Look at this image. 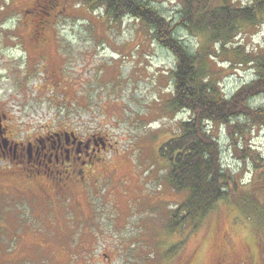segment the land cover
Returning <instances> with one entry per match:
<instances>
[{"label":"rangeland","instance_id":"obj_1","mask_svg":"<svg viewBox=\"0 0 264 264\" xmlns=\"http://www.w3.org/2000/svg\"><path fill=\"white\" fill-rule=\"evenodd\" d=\"M32 1L0 0V113L16 128L7 135L66 124L102 137L106 160L91 175L100 178L99 189L83 188L73 177L79 185L64 184L48 191L51 196L1 161L0 264H216L223 258L222 264H264L258 244L264 227L231 204H219L194 227L185 221L182 229L170 228L177 229L176 205L187 195L166 181L156 149L193 114L161 108L171 98L173 52L131 16L111 23L103 9L61 0L43 5L41 17ZM148 2L169 19L182 6L180 0ZM244 28L227 49L263 51L264 23ZM180 35L191 51L199 48L195 35L184 29ZM208 64L224 93L256 77L250 64L223 68L210 57ZM252 101L263 103L264 94ZM251 128L250 142L264 157V127ZM213 132L222 167L250 187L245 152L234 149L224 126ZM259 190L256 183L250 192L259 198ZM172 242L177 250L169 254Z\"/></svg>","mask_w":264,"mask_h":264},{"label":"trees","instance_id":"obj_2","mask_svg":"<svg viewBox=\"0 0 264 264\" xmlns=\"http://www.w3.org/2000/svg\"><path fill=\"white\" fill-rule=\"evenodd\" d=\"M58 1L61 2L33 0L30 7H42L48 3L54 5ZM76 2L90 11L103 9L102 15L111 23L124 15L144 22L154 40L171 50L176 57V65L170 73L173 79L171 98L161 108L174 113L189 109L193 114L187 121L181 122L179 132L167 137L156 149L160 160L164 161L166 181L179 190H185L187 195L176 205L181 219L177 229L170 227L171 230L182 229L185 221L191 227L196 226L223 203L235 206L252 222L258 219L263 228L264 157L263 152L253 147L249 137L251 126L264 127V102L258 104L252 101L264 94V50L254 54L242 51L240 46L231 49L233 51L227 46L234 45L237 36L243 34L244 27L264 23L261 15L264 0H248L246 4L239 0H180L181 9L170 19L148 0ZM49 11L46 9V12ZM183 29L198 39L199 48L195 52L176 39ZM209 57L217 60L223 68H227L224 65L227 63L231 67L235 62L241 66L250 64L256 77L240 84L235 91L224 93L208 64ZM220 58L223 59L220 61ZM209 124H214L215 129L219 125L224 126L233 140L234 149L245 152L243 168L253 174L250 180L253 186H240L244 179L237 180L235 175L222 167V145L214 138L213 130H208ZM256 183L260 187L259 198L250 192ZM258 244L264 251V243L260 241ZM175 245L172 242L168 245L172 250L165 251L176 253Z\"/></svg>","mask_w":264,"mask_h":264},{"label":"flooded vegetation","instance_id":"obj_3","mask_svg":"<svg viewBox=\"0 0 264 264\" xmlns=\"http://www.w3.org/2000/svg\"><path fill=\"white\" fill-rule=\"evenodd\" d=\"M30 8L36 11V15L43 16L42 7L33 5ZM11 119L13 122V118L0 113V162L13 165L16 177L42 187L48 196H51L48 191H61L64 184H71L72 187L79 185L78 181L83 188L99 189L102 186L100 178L91 177L97 171V165L106 160L102 151L107 145L102 137L98 138L96 133L84 135L66 124V128L64 125L55 128L42 125L39 129L25 130L26 135H18L22 132L17 131L18 136H10L8 132L16 130L12 122L9 123ZM73 177H77L78 181ZM17 188L18 192H23ZM69 193L75 195L74 187ZM224 260L216 264H222Z\"/></svg>","mask_w":264,"mask_h":264}]
</instances>
